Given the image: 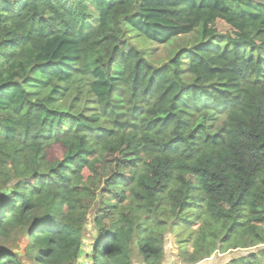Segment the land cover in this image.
Here are the masks:
<instances>
[{
  "label": "trees",
  "instance_id": "obj_1",
  "mask_svg": "<svg viewBox=\"0 0 264 264\" xmlns=\"http://www.w3.org/2000/svg\"><path fill=\"white\" fill-rule=\"evenodd\" d=\"M195 30L161 66L128 37ZM245 47L264 51V1L0 0V264H162L178 227L184 264H264V60ZM33 75L91 77L95 110L50 108Z\"/></svg>",
  "mask_w": 264,
  "mask_h": 264
},
{
  "label": "rangeland",
  "instance_id": "obj_2",
  "mask_svg": "<svg viewBox=\"0 0 264 264\" xmlns=\"http://www.w3.org/2000/svg\"><path fill=\"white\" fill-rule=\"evenodd\" d=\"M250 3L261 4L264 0H244ZM199 31L195 30L189 35L178 36L173 38L168 43L159 45L152 42H147L139 37H135L132 32L129 33V41L137 48L141 49L145 58L154 64L155 66H161L166 61L171 59L177 51L182 48H189L198 42ZM243 53L246 57L253 56L254 58L260 57L264 60V51L251 52L249 47L243 48ZM187 59H184L183 67L186 68ZM184 81L190 83L191 80L188 75L184 74ZM92 82V78L87 76L83 80L76 78L72 82L66 84L61 88L55 89L51 84V81L46 78H42L38 75H33L30 82L26 85V90L32 93L33 98L45 100L47 105L60 112H68L72 114H91L95 110V105L92 102V98L88 93V86ZM164 118H161L163 120ZM198 125H203L202 121L198 122ZM213 125H217V121ZM92 219V213L89 215L87 228L84 231V239L89 243L91 241L93 232L90 229ZM188 232H184L183 229H173V232L165 240V255L162 264H184L181 261L180 252H190L192 240H187ZM178 236V237H176ZM183 244H179L183 242ZM186 241V242H185ZM22 247L24 244V237L21 238L20 243ZM263 247V246H261ZM247 250L239 249L232 250L225 254L214 253L210 258L198 263V264H224L229 261L233 256L242 255ZM134 264H142L139 258L135 255Z\"/></svg>",
  "mask_w": 264,
  "mask_h": 264
},
{
  "label": "crops",
  "instance_id": "obj_3",
  "mask_svg": "<svg viewBox=\"0 0 264 264\" xmlns=\"http://www.w3.org/2000/svg\"><path fill=\"white\" fill-rule=\"evenodd\" d=\"M83 249H84L85 252H90V241L88 243V241L86 239H84V247H83ZM81 258H83V256H81L80 259ZM23 261H24V259H23ZM24 264H30V263H27L26 261H24Z\"/></svg>",
  "mask_w": 264,
  "mask_h": 264
},
{
  "label": "built area",
  "instance_id": "obj_4",
  "mask_svg": "<svg viewBox=\"0 0 264 264\" xmlns=\"http://www.w3.org/2000/svg\"><path fill=\"white\" fill-rule=\"evenodd\" d=\"M76 264H93L89 259H83L77 262Z\"/></svg>",
  "mask_w": 264,
  "mask_h": 264
}]
</instances>
